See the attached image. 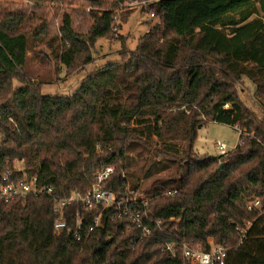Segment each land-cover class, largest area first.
Masks as SVG:
<instances>
[{
	"label": "trees",
	"instance_id": "trees-1",
	"mask_svg": "<svg viewBox=\"0 0 264 264\" xmlns=\"http://www.w3.org/2000/svg\"><path fill=\"white\" fill-rule=\"evenodd\" d=\"M86 1L84 32L67 12L51 32L47 17L0 9V169L65 196L111 166L105 185L117 199L149 198L152 234L141 238L115 205L93 231L98 210L66 208L57 231L49 198L0 201L2 264H189L181 243L207 250L209 239L227 248L224 264H264V0L153 2L156 22L125 61L94 69L69 96L46 95L28 71L31 50L41 47L55 81L91 63L99 39L121 37L114 17L126 0ZM209 122L238 127L241 144L199 156L194 142ZM253 197L261 206L248 211ZM168 241L175 256L162 249Z\"/></svg>",
	"mask_w": 264,
	"mask_h": 264
},
{
	"label": "built area",
	"instance_id": "built-area-1",
	"mask_svg": "<svg viewBox=\"0 0 264 264\" xmlns=\"http://www.w3.org/2000/svg\"><path fill=\"white\" fill-rule=\"evenodd\" d=\"M156 1L158 0H126L121 5L129 9L138 8L147 11L150 17H154V13L149 10V5ZM114 23L113 30L116 31L117 16L114 17ZM224 108H228V104H225ZM236 128L240 133L241 130L238 127ZM2 140H4V136L0 133V143ZM241 142L239 138L237 144H241ZM215 147L219 156L225 155L229 150L227 145L221 141H216ZM112 171L113 168L111 166L98 171L94 176V182L86 192L73 191L68 195L58 196L55 194L53 187L42 184L38 176L20 179L11 169H0V201L9 203L15 199H19L22 202H26L30 197L49 198L51 200L52 211L58 215V219L54 223V228L57 231L66 227L65 220L61 219L66 208L80 204L87 212L98 210V214L93 218L92 224L89 227V231H93L94 228L102 224L101 214L103 210L111 205H115L123 216L129 218L140 229L141 238L150 236L152 234V227L149 223L151 220L147 215L149 198L141 191L130 190L126 198L117 199L115 194L105 185ZM244 203L248 211L258 209L261 206L259 199L256 197L249 198ZM157 223L158 221H155V224ZM82 229L83 218L77 213L76 229L74 232L76 241L81 240ZM208 243L210 247L207 250H203L198 244L192 247L182 242L181 254L185 261L189 264H224L227 248L212 244V240L210 239ZM162 249L167 251L171 256H175L177 252L174 242H165ZM0 264H2L1 257Z\"/></svg>",
	"mask_w": 264,
	"mask_h": 264
},
{
	"label": "rangeland",
	"instance_id": "rangeland-1",
	"mask_svg": "<svg viewBox=\"0 0 264 264\" xmlns=\"http://www.w3.org/2000/svg\"><path fill=\"white\" fill-rule=\"evenodd\" d=\"M3 7L20 10L25 13H34L39 18H49L51 32L58 30L59 20L64 12L70 14L73 25L78 32H84L91 21V7L86 0H59L58 2H43L39 4L28 0H0V9ZM126 10H131V12H128L129 14L125 21L120 20L122 12ZM116 16L117 29L115 36H121L120 39H99L96 42L92 63L88 67L84 66L86 68L83 67L81 70L68 74H65L63 69L58 80H49L52 74L50 69L40 63V57L37 56V53L41 52V47H38L35 52L31 50L27 68L32 76H38L43 79L41 81L33 77L34 81L43 82L41 90L44 94L69 96L76 91L82 80L94 69L121 59V61H125L128 58V54L135 49L137 40L156 22L155 19L149 16L147 11L122 7L121 3L117 9ZM124 50L127 51L126 55L120 56V52ZM238 140L239 130L236 127L209 122L198 130L194 142V150L201 157L217 156L216 141L225 143L228 149H231L238 143ZM142 184L145 186L146 183L142 182Z\"/></svg>",
	"mask_w": 264,
	"mask_h": 264
},
{
	"label": "crops",
	"instance_id": "crops-1",
	"mask_svg": "<svg viewBox=\"0 0 264 264\" xmlns=\"http://www.w3.org/2000/svg\"><path fill=\"white\" fill-rule=\"evenodd\" d=\"M91 63H92V62H91ZM89 64H90V63H89ZM89 64H87V65H86V67H88V66H89ZM86 67H84V68H86ZM248 87H249V88H251V87H252V85H251V84H249V85H248ZM247 93L250 95V92H249V91H247Z\"/></svg>",
	"mask_w": 264,
	"mask_h": 264
}]
</instances>
